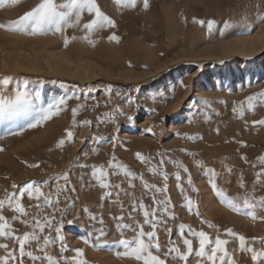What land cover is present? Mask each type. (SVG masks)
<instances>
[{
    "label": "rangeland",
    "instance_id": "obj_1",
    "mask_svg": "<svg viewBox=\"0 0 264 264\" xmlns=\"http://www.w3.org/2000/svg\"><path fill=\"white\" fill-rule=\"evenodd\" d=\"M97 2L115 21V26L90 34L94 45L82 39L85 33L80 27L67 28L63 34L50 31L36 35L0 29V91L11 94L22 88L36 107L47 106L61 96L71 97L67 109L35 128L26 127L25 121L30 117L24 113L0 117V148H3L0 151V199L5 198L6 190L14 191V183L19 188L33 180H48L42 190L55 193L58 185L65 183L58 180L56 174L69 171L68 187L59 194L60 203L45 207L41 218L54 214V229L63 210L75 201V207L63 214L62 235L69 249H83L82 258L88 264H140L134 258L117 255L123 249L114 244L120 239L118 221L114 217L124 215L122 223L138 221L145 231H151L150 226L144 224L142 210L138 209L132 213V219L128 218L132 198L125 192H134L137 201L147 207L154 206L153 195L157 200L168 196L174 218L167 214L164 217L170 234L165 231L164 224L158 225L157 234L163 250L170 247L169 241L185 250L179 233V225L185 224L196 231L203 230L213 238L219 234L221 238L229 239L232 241L227 246L229 254L237 264H253L250 254L237 250L238 241L227 236L224 229L232 228L246 237H257L255 246L260 248L264 220H253L223 204L195 161L202 160L218 172L223 171L225 165L232 166L235 174L231 183H225L224 179L218 181L229 195L242 194L236 186V177L241 171L247 191L253 192L254 173L262 166L257 163V158L264 155V125H253L252 121L264 119V103L258 104L254 111L246 110L243 118L234 114L232 108L247 96L264 90V21L261 20L264 0H149L147 10L142 3L132 10L118 9L114 0ZM37 3L39 0H19L16 4L8 0L0 8V23L18 19ZM193 17L204 20L205 24L194 23ZM90 19L85 13L82 23ZM209 20L216 21L212 34L207 30ZM225 21L230 22L228 28L224 27ZM112 34L120 38L119 42L108 38ZM65 36L76 39L70 40L65 47ZM109 86L111 94L107 91ZM157 93L164 94L166 99L155 102L149 99ZM77 104L84 108L79 111L74 125L71 109ZM117 105L122 112L116 121L102 122L103 114L112 112ZM137 105L142 107L137 108ZM206 115L211 116L210 122H206ZM193 116L194 121L189 123ZM128 117L134 119L130 121ZM83 120L92 123L80 125ZM19 126H24L25 130L19 132ZM149 127L151 133L145 131ZM66 129L74 133L73 140H66L58 148L59 140L66 138ZM10 131L18 134L9 135ZM185 134H198L203 139L190 140ZM96 136H103L105 140L96 145ZM113 137L116 138L115 147L111 142ZM94 147L99 149L95 154L92 152ZM181 149L196 155L193 157ZM84 153L89 155L85 157ZM136 153L151 158L152 166L158 165L163 156L166 163L161 167L169 174L167 193L146 190L139 179H134L135 187L130 188L129 178L122 172L111 174L114 169L110 170L108 180L113 186L120 185L122 190L115 187L101 189L90 178L91 168L78 167L79 164L107 166L115 155L137 175L162 187L165 183L162 177L148 171L150 164L138 160ZM242 156L247 157L248 163ZM176 160L188 167L192 185L187 182V174L172 163ZM35 164L39 167H30ZM252 164H257L256 168H252ZM177 171L186 193L195 201L191 210L186 206L184 193L177 187L174 176ZM81 175L83 180L79 179ZM193 187L198 191L193 192ZM105 191H119L123 208L114 203L116 195L101 200ZM254 194L264 195V187L257 185ZM21 202L28 216L13 221L11 218L15 213L7 208L4 211L17 235L31 230L30 224L25 226L22 220L31 222L37 212L30 207L37 202L34 199L25 195ZM57 207L61 211H55ZM85 207L89 212L83 211ZM89 213L96 215L97 220L89 219ZM258 215L264 216V211H258ZM101 217L103 224L99 223ZM69 220L73 223L68 224ZM49 232L55 235L49 229L41 235V241ZM134 235L131 230L124 231L125 238ZM188 238L193 239L194 249L198 248V240ZM0 243H7L10 250L15 249L17 261L13 264H21V261L22 264H47V261L34 262L27 256L21 258L19 246L11 239L0 238ZM36 247L33 242L26 251L42 255ZM48 252L57 259L76 255L71 250L62 252L59 241L50 245ZM6 254L0 249V256ZM200 260L193 253L187 264H198ZM167 264L185 262L168 257ZM204 264L210 262L205 259Z\"/></svg>",
    "mask_w": 264,
    "mask_h": 264
},
{
    "label": "snow or ice",
    "instance_id": "obj_2",
    "mask_svg": "<svg viewBox=\"0 0 264 264\" xmlns=\"http://www.w3.org/2000/svg\"><path fill=\"white\" fill-rule=\"evenodd\" d=\"M7 2L8 0H0V8H2ZM18 2L19 0H11V3L13 4ZM114 3L118 9L134 10L138 4L141 3L145 10H147L150 6L149 0H114ZM85 13H87L91 19L86 23H82ZM192 19L194 23H199L201 25L205 24L204 20H197L195 17ZM261 20L264 21V15L261 16ZM215 24V20L207 21V30L209 34L214 32ZM109 26L114 27L115 21L106 15L104 11H102L97 0H39V3H37L29 11L23 13V15H21L18 19L10 20L7 23H0V29L17 31L29 35L46 34L50 31L63 34L67 28L80 27L85 33L82 39L93 45L95 42L90 39V34ZM229 26L230 22L225 21L224 27L228 28ZM108 38L116 42H119L120 40V38L115 34H112ZM75 39V36H65V47L68 46L70 40ZM180 83L183 85V81H180ZM183 86L186 87V85ZM172 90L174 91V87ZM107 91L109 94H111L112 88L109 86ZM116 94L120 95L119 92ZM69 99H71V97L61 96L51 100L47 106L36 107L32 105L31 97L28 92L22 88H17L11 94L0 91V117H11L20 113H24L30 117L25 121L26 127L35 128L38 125H42L45 121L51 120L54 116L59 115L61 112L67 109ZM149 99L155 102L157 99L164 100L166 97L162 93H157L156 96L150 97ZM221 102L223 103V101ZM129 103H132L131 98H129ZM204 103L207 106V102ZM261 103H264V90L247 96L244 100L237 102L234 104L232 111L234 114H238L240 118H243L245 116L246 110L254 111L257 105ZM140 107L142 106L137 105V108ZM82 108H84V105L77 104L71 109L72 123L74 125L77 124L76 117ZM149 111L155 112L156 110L149 109ZM121 112L122 109L119 107V105H117V107L112 112L103 114L105 119L102 122L114 123L117 119V115ZM128 119L131 121L134 118L128 117ZM205 120L206 122H210L211 116L206 115ZM193 121L194 116L192 119H189L188 122L191 123ZM91 123L92 121L89 120H83L79 122V124L83 126L90 125ZM245 123L247 124V121H245ZM252 124L264 125V119L253 120ZM24 130V126H19V132H23ZM145 131L151 133L152 128L149 127L145 129ZM215 131L219 133V128H216ZM65 132L66 138L59 140L56 145L58 148H61L65 144L66 140H73L74 133L70 129H66ZM8 134L17 135L18 133L10 131ZM176 134L179 135V133ZM185 137L190 140L203 139V137L199 136L198 134H185ZM104 140L105 137L103 136L94 137V142L96 145H99V143ZM111 142L115 147L116 138L113 137ZM240 143L244 144L243 141ZM0 151H3V148H0ZM98 151V147H94L92 150L93 154ZM181 151L188 155H192L193 157L196 155L195 153L188 152L187 149H181ZM84 155L87 157L89 154L84 153ZM157 155L160 154L157 153ZM136 157L141 162L150 164L148 171L162 177L163 181H165L162 187L149 183L144 179L143 175H137V173L130 170L126 164L119 162L115 155H113L108 161L107 166L104 164H79L78 167L82 169L91 168V172L89 174L90 178L92 181H95L101 189L106 190L115 187L116 189L122 190L120 185L113 186L108 180L110 170L114 169L115 172H112L111 174H120L122 172L125 177L129 178L128 183L130 188L135 187L133 180L139 179L144 189L154 191L155 193H167V181L169 179V174L166 170H164L163 167H161L166 163L163 156H161L159 164L156 166L151 165V158L145 157L141 153H136ZM241 158L244 159L246 163H248L246 156H242ZM172 163L179 170H182L187 174V182L189 185H192L193 181L188 167L180 160L172 161ZM195 163L205 172L208 185L211 187L213 193L218 198H220L223 204L229 207L232 211L249 216L253 220H264V216L258 215V211H264V195L256 196L254 194L257 185L264 187V155L257 158V163L262 166L254 173L255 179L253 181V192L249 193L247 191L246 181L243 172L241 171L236 177V186L242 191V194H237L234 196L229 195L228 190L218 183L220 179H224L225 183H231V178L235 174V170L232 166L225 165L223 171L218 172L216 169L208 166L206 162L202 160H196ZM256 166L257 164H252V168H256ZM30 167H39V165H30ZM56 176L58 180L62 179L65 183L63 185H58L55 193L42 190V185H47L49 183L48 180H44L42 182L33 180L19 188L14 183L12 185V188L14 189L13 192H7V190L5 191V198L0 199V238L4 240H13L14 244L19 246L20 257L23 258L27 256L34 262L47 261V264H70V262H75V264H88L87 260L82 258L83 249H69L65 244V237L62 235L63 214L66 213L68 209L75 207V201H72L66 206L62 212L59 224L54 229L52 228L53 221L56 220V216L54 214L44 215L43 218H41V212L45 209V207H52L54 203L56 205L60 203L59 194L68 187L69 171L56 174ZM174 176L178 182L177 187L180 189L181 193H184L186 206L189 210H191L195 206V201L192 196L186 193L183 184L181 183L182 177L180 176V172L177 171ZM79 179L83 180L84 176L81 175ZM71 190L74 191L75 189L73 188ZM192 191L197 192L198 189L193 187ZM25 195H27L28 198L37 201L34 205H30V207L37 209V212L32 217L31 222L28 219L22 220V223L25 226H29L30 224L31 230L17 235L16 231L9 223L8 218L4 215V211L7 208L15 213L11 218L13 221L20 220L23 216H28V211L21 202V197H24ZM113 195L117 196V200L114 201V203L119 204L120 207L123 208V204L119 200V191H105L101 196V200ZM125 195H128L132 198L130 204L132 211L128 213V218L132 219L133 212L137 211L138 209L142 210L143 216L145 217L144 224L149 225L151 231H145L144 227L138 221H134V224L122 223V221L125 219L124 215L114 217V219L118 221L116 226L120 231V239L115 241L114 244L123 249V252H117L118 256L134 258L136 261L140 262V264H167L168 257H171L173 260L184 261L185 264H187L189 257L194 253L197 257L201 258L198 264H204L205 259L210 262V264H217L218 261L219 264H237V261L234 259L233 255L229 254L227 247L232 241L221 238L219 234L215 235L213 238L209 233L203 230L196 231L192 229L190 225L185 224L179 225V233L185 250L182 251L174 241H169L170 247H168L166 250H163L161 248L157 232L158 225L164 224L165 231L169 234L171 233V229L167 228V221L164 218L165 214L171 218H174V213L170 208V197L165 196L164 199L157 200L156 196L153 195L152 200L154 206L147 207L142 201H137L134 192H125ZM53 197H55V199ZM55 211L61 210L57 207ZM83 211L89 212V209L85 207ZM89 219L97 220V216L89 213ZM204 222L208 223L210 227H215L208 221ZM72 223L73 222L71 220L68 221V224ZM99 223L103 224L102 217L99 219ZM49 229H52L55 235L53 236L52 233L49 232V234L42 236L41 241V235ZM125 230H131L135 233V235L130 239L125 238ZM185 230H187V235H185ZM224 233L231 237L233 241H238L237 250L249 253L253 264H264V238H259L261 247L257 248L255 244L258 238L255 236L246 237L244 234L238 233L232 228L224 229ZM89 235H91V233H89ZM188 236L198 240V248L194 249L193 239L188 238ZM57 241L60 242L62 252L71 250L74 251L76 255L71 257L61 256L59 259L50 255L48 248ZM33 242L37 245L36 251L41 252L42 255H35L33 251H26V247ZM85 242H87L86 238ZM0 249H4L7 253L4 256H0V264H13L14 261H17V257L14 255L15 249L10 250L7 243H0Z\"/></svg>",
    "mask_w": 264,
    "mask_h": 264
}]
</instances>
